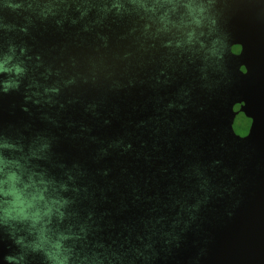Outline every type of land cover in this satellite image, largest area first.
<instances>
[{"label": "water", "instance_id": "1", "mask_svg": "<svg viewBox=\"0 0 264 264\" xmlns=\"http://www.w3.org/2000/svg\"><path fill=\"white\" fill-rule=\"evenodd\" d=\"M211 11L220 43L207 58L144 35L135 15L89 31L35 16L27 33L0 30V47L24 43L32 57L19 90L0 92V134L25 151L47 137L48 159L33 163L76 177L79 191L64 195L75 201L65 223L87 228L77 247L102 244L123 264H264V0ZM24 15L0 7L6 22ZM30 78L61 81L55 103L26 101ZM19 252L0 227V264Z\"/></svg>", "mask_w": 264, "mask_h": 264}, {"label": "clouds", "instance_id": "2", "mask_svg": "<svg viewBox=\"0 0 264 264\" xmlns=\"http://www.w3.org/2000/svg\"><path fill=\"white\" fill-rule=\"evenodd\" d=\"M213 3L214 0H0V7L10 8L18 15L26 13L21 25L0 17V30L27 33L35 16L41 21L53 18L61 27L65 22L75 25L87 21L83 30L89 31L110 15H135L145 22L144 35L155 39L167 34L171 38L163 41L165 47L203 50L207 58L216 54L220 43L219 37H212L216 24L211 11ZM92 13L95 17L88 19ZM31 59L24 43L9 41L6 47H0V76L5 77L0 79V92L19 90ZM36 66H40L39 57ZM40 75L47 81L51 68ZM74 82L75 78L69 77L63 85ZM60 89L61 81L47 84L30 78L25 85V100L53 104ZM50 147L47 137L37 136L25 151L23 143L0 134V227L7 228L20 247L19 253L6 255L5 260L8 264H27L29 253H42L45 264H123V254L97 251L104 248L102 244L91 250L77 247V242L86 239L87 228L84 224L65 223L73 215L68 208L75 201L64 195L79 191L74 183L76 177L68 170L67 179L58 180L46 168L33 163L48 159ZM135 252L144 256L139 249Z\"/></svg>", "mask_w": 264, "mask_h": 264}]
</instances>
